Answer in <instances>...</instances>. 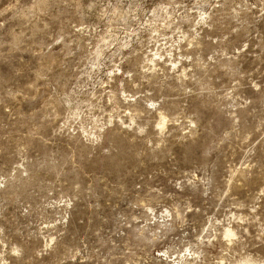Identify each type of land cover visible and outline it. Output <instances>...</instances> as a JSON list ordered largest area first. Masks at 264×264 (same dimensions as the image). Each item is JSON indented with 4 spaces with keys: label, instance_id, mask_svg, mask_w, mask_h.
<instances>
[{
    "label": "rangeland",
    "instance_id": "374dc122",
    "mask_svg": "<svg viewBox=\"0 0 264 264\" xmlns=\"http://www.w3.org/2000/svg\"><path fill=\"white\" fill-rule=\"evenodd\" d=\"M0 264H264V0H0Z\"/></svg>",
    "mask_w": 264,
    "mask_h": 264
},
{
    "label": "bare ground",
    "instance_id": "6f19581e",
    "mask_svg": "<svg viewBox=\"0 0 264 264\" xmlns=\"http://www.w3.org/2000/svg\"><path fill=\"white\" fill-rule=\"evenodd\" d=\"M231 234V233H230ZM232 235V234H231Z\"/></svg>",
    "mask_w": 264,
    "mask_h": 264
}]
</instances>
